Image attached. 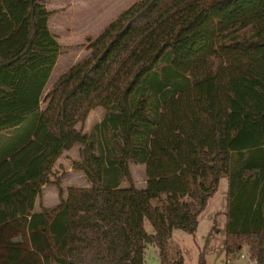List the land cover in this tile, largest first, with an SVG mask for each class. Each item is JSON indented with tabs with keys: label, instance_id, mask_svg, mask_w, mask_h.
Listing matches in <instances>:
<instances>
[{
	"label": "trees",
	"instance_id": "1",
	"mask_svg": "<svg viewBox=\"0 0 264 264\" xmlns=\"http://www.w3.org/2000/svg\"><path fill=\"white\" fill-rule=\"evenodd\" d=\"M61 11L0 0V228L29 231L2 263L145 264L153 242L162 264H183L168 239L196 231L226 176L227 256L246 245L264 264V0H137L46 91L61 49L49 18ZM97 106L102 120L83 132ZM78 143L73 165L91 185L64 195L56 178L60 202L35 210ZM132 161L145 163L146 187Z\"/></svg>",
	"mask_w": 264,
	"mask_h": 264
},
{
	"label": "rangeland",
	"instance_id": "2",
	"mask_svg": "<svg viewBox=\"0 0 264 264\" xmlns=\"http://www.w3.org/2000/svg\"><path fill=\"white\" fill-rule=\"evenodd\" d=\"M48 9L62 8L63 11L49 18L52 32L57 35L61 44L58 61L50 75L46 91L53 82L75 62L83 59L90 51L91 41L123 10L137 0H43ZM45 105V102L42 104ZM104 116V107L93 108L84 123H78L83 132H91L96 123ZM82 145L78 143L72 149L66 150L57 160L51 175L52 181L43 186L38 196V210L42 207H53L61 198L59 189L54 182L61 179L64 195L69 186H88L91 182L80 168L73 163L81 157ZM135 184L146 187L147 174L145 163L132 161L130 163ZM45 185V184H44ZM122 186L130 183L124 180ZM228 179L223 176L219 188L213 194L199 217V225L195 232L182 228H174L168 239L167 249L170 259L183 256V264H200L204 253L206 264H256L249 257L247 246L240 253L227 256L226 252V206ZM145 227L153 232L152 223L146 219ZM244 254V256H242ZM230 259V260H229ZM145 264H162L161 248L153 242L145 247Z\"/></svg>",
	"mask_w": 264,
	"mask_h": 264
},
{
	"label": "crops",
	"instance_id": "3",
	"mask_svg": "<svg viewBox=\"0 0 264 264\" xmlns=\"http://www.w3.org/2000/svg\"><path fill=\"white\" fill-rule=\"evenodd\" d=\"M45 186L46 184L44 185V187ZM34 208L35 210H38V196L35 200ZM25 233H29V231L27 232L24 231L20 226L16 224L6 225L0 228V257H1V252L4 251V249H6L7 245H9L8 243L14 242L17 245H21L22 247L25 246L24 243ZM0 264H3L1 259H0Z\"/></svg>",
	"mask_w": 264,
	"mask_h": 264
},
{
	"label": "built area",
	"instance_id": "4",
	"mask_svg": "<svg viewBox=\"0 0 264 264\" xmlns=\"http://www.w3.org/2000/svg\"><path fill=\"white\" fill-rule=\"evenodd\" d=\"M242 256H244V254H242ZM230 260V259H229Z\"/></svg>",
	"mask_w": 264,
	"mask_h": 264
}]
</instances>
